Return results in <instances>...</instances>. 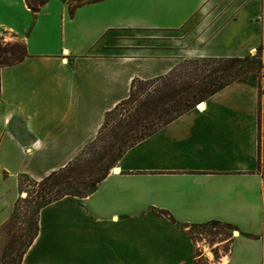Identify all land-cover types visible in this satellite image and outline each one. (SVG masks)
<instances>
[{"label":"crops","instance_id":"crops-1","mask_svg":"<svg viewBox=\"0 0 264 264\" xmlns=\"http://www.w3.org/2000/svg\"><path fill=\"white\" fill-rule=\"evenodd\" d=\"M3 33L26 54L0 67V227L18 177L40 180L72 160L133 78L261 45L260 77L128 147L89 194L43 206L21 264H264V0H0ZM211 221L236 234L209 258L176 223Z\"/></svg>","mask_w":264,"mask_h":264},{"label":"trees","instance_id":"trees-1","mask_svg":"<svg viewBox=\"0 0 264 264\" xmlns=\"http://www.w3.org/2000/svg\"><path fill=\"white\" fill-rule=\"evenodd\" d=\"M19 46V51L14 52L6 44L0 43V67L14 64L24 57L26 51L23 42ZM261 48L259 45L254 54L243 57L190 58L181 61L166 74L149 79L133 78L127 97L105 111L94 139L87 143L72 160L40 180H34L26 174L18 177L19 197L14 204V210L21 200L23 184L27 183L31 188L26 190L24 200L34 202L32 211L35 221L34 224L29 222L31 226L28 227L29 238L17 254L16 262L1 264H21L23 252L37 233V215L43 206L65 195L82 197L89 194L128 147L227 84L238 79H246L251 73L260 77L263 67ZM100 141L103 142L101 146L98 145ZM98 148L100 150H97ZM161 213L166 216L165 212ZM168 218L175 222L171 217ZM209 223L234 229L228 223L217 221L199 225ZM176 224L180 227L187 226ZM246 235L254 237L252 234Z\"/></svg>","mask_w":264,"mask_h":264},{"label":"rangeland","instance_id":"rangeland-1","mask_svg":"<svg viewBox=\"0 0 264 264\" xmlns=\"http://www.w3.org/2000/svg\"><path fill=\"white\" fill-rule=\"evenodd\" d=\"M3 34H0L1 45L6 44L9 49L12 48L14 52H18L21 41L8 33ZM101 144H103L102 141L98 142V145L101 146ZM97 150H100V148ZM23 188L24 191L20 194L21 200L17 203L16 209L13 210L14 213L11 218L0 227V264L16 262L18 257L17 254L25 246L29 238L28 227H31L29 222L34 224L35 221V215L32 211V204L34 202L32 200H24L26 190H30L31 187L27 183H24ZM186 227H189L194 241L197 242L198 245L208 246L211 252L213 251L211 248H213L217 242H223L234 234L232 228H224L221 225L212 223L205 225H187ZM222 248L227 249V245L224 244Z\"/></svg>","mask_w":264,"mask_h":264},{"label":"bare ground","instance_id":"bare-ground-1","mask_svg":"<svg viewBox=\"0 0 264 264\" xmlns=\"http://www.w3.org/2000/svg\"><path fill=\"white\" fill-rule=\"evenodd\" d=\"M234 234H236V231H234ZM203 250H204L205 255H207L209 258L212 257V252L208 246L203 245ZM217 264H226V257L223 256Z\"/></svg>","mask_w":264,"mask_h":264},{"label":"built area","instance_id":"built-area-1","mask_svg":"<svg viewBox=\"0 0 264 264\" xmlns=\"http://www.w3.org/2000/svg\"><path fill=\"white\" fill-rule=\"evenodd\" d=\"M198 107V105H196Z\"/></svg>","mask_w":264,"mask_h":264}]
</instances>
